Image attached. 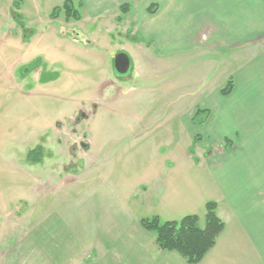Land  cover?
Segmentation results:
<instances>
[{"label": "rangeland", "instance_id": "rangeland-1", "mask_svg": "<svg viewBox=\"0 0 264 264\" xmlns=\"http://www.w3.org/2000/svg\"><path fill=\"white\" fill-rule=\"evenodd\" d=\"M14 1L0 0L5 15L4 8ZM76 8L81 12L77 4ZM82 13L79 22L65 21L63 11L61 20L44 21L43 25L31 18L22 38L0 16V264H47L44 246L58 238V227L67 226L70 218L89 205L90 193L96 198L103 192L108 195L109 183H113L114 195L124 194L128 183L132 188L138 186L143 174L159 165L177 166L164 178L166 191L173 197L170 208L156 207L164 212L159 216L162 222L194 215L203 229L206 211L201 205L216 194L206 176L200 184L186 171L188 164L207 158L193 140L195 135L203 136L199 125L204 114L193 122L190 114L223 88L226 80L232 78L235 85L237 75L229 71L237 69L238 56L244 50L256 45L233 49V41H243L246 34L242 22L225 36L226 50L217 49L207 56L195 54L186 61L181 54L176 58L168 55L171 43L165 44V55L155 50L152 41L139 36L124 43V25H115L107 17L104 26L84 10ZM32 34L38 40L32 42L38 49L34 55L20 52L12 57V45L29 41ZM76 34L85 40L74 43L71 38ZM161 36L170 39L173 28L166 27ZM262 44L264 41L256 46ZM121 50L135 52L130 54L132 62L124 83L117 78L110 57ZM209 59L214 61L211 73H189ZM54 60L57 63L49 67ZM245 84L240 81L235 85L237 90L230 97L239 99L238 92ZM261 88L264 76L256 88L258 96ZM80 111L87 117L78 124L73 119ZM82 144L88 145L87 150ZM39 145L50 146V151L42 153L41 162L30 163L26 155ZM212 147V152L218 150ZM135 190L129 191L143 197L139 187ZM149 199L151 195H145V200ZM148 209L145 207V214L155 212Z\"/></svg>", "mask_w": 264, "mask_h": 264}, {"label": "crops", "instance_id": "crops-1", "mask_svg": "<svg viewBox=\"0 0 264 264\" xmlns=\"http://www.w3.org/2000/svg\"><path fill=\"white\" fill-rule=\"evenodd\" d=\"M63 2L15 0L4 8L6 15L0 9L1 20L6 18L20 36L28 30L31 18L40 25L44 21L61 20L62 11L53 13V10L62 9ZM72 4L75 10L78 11L76 4L81 10L80 18L75 21L82 20L83 10L95 22H104V26L106 20L111 19L115 25L119 23L126 27L122 33L124 43L139 36L144 41H152L161 55L166 54L165 44L171 43L168 55L176 58L181 54L186 61L193 59L195 54L207 56L217 49L226 50L225 36L233 33L241 22L244 25L242 32L246 28V34L241 37L243 41H233V49L264 41V0H72ZM123 5H128V10L121 14L119 8ZM9 14L16 19H10ZM168 26L174 30L170 39L161 36ZM35 36L32 34L29 41L25 39L12 45L15 52L11 56L20 52L29 57L34 55L38 50L32 45L33 41H38L33 39ZM71 40L76 43L85 38L76 34ZM256 45L244 50L238 56L237 69L229 71L237 75L235 85L240 81L246 83L238 92L240 98L230 97L237 90L230 78L232 86L227 95L221 94L225 83L223 88H218L211 97L196 105L190 114L191 122L197 111L204 114L203 124L199 125L203 136L195 135L193 140H197L207 158L199 164H188L186 171L192 172L200 184L206 176V183L215 188L216 194L208 202L216 204V215L223 223L214 246L197 264H264V88L258 90L259 96L256 89L264 76V44L260 48ZM144 49L148 53V48L144 46ZM121 52L129 55L131 63L130 54L135 52ZM113 56H110L111 60ZM60 59L58 56L57 62ZM241 59L249 61L240 63ZM57 62L46 63L50 67ZM213 63V60H206L203 67H192L189 73L209 74ZM209 144L213 147H207ZM211 147L218 150L212 152ZM175 168L177 166L173 165L150 168L138 186L132 188L128 183V192L124 194L114 195L113 183H109L111 193L108 195L103 192L96 198L90 193L86 200L90 203L85 207L89 209L84 208L70 218L67 226L58 227V238L46 243L42 251L44 261L47 264H187L179 255L160 250L155 236L140 225L144 218H162L159 217L161 209L156 207L170 208L168 205L173 197L166 191L164 178L167 171ZM137 187L142 190L143 197L129 191H136ZM162 188L164 191L160 194ZM147 194L151 195L148 201L145 200ZM201 206L204 210L205 203ZM145 207L155 212L145 214Z\"/></svg>", "mask_w": 264, "mask_h": 264}, {"label": "trees", "instance_id": "trees-1", "mask_svg": "<svg viewBox=\"0 0 264 264\" xmlns=\"http://www.w3.org/2000/svg\"><path fill=\"white\" fill-rule=\"evenodd\" d=\"M62 9H55L53 13L64 12L66 21L80 18L79 11L75 10L72 0H64ZM128 5L119 8L121 14L126 13ZM232 82L229 80L222 89L221 94L227 95L231 90ZM197 111L195 117L202 115ZM194 117V118H195ZM41 148L28 152L26 159L30 163L41 161ZM216 204L208 202L205 204V226L198 227V217L194 215L183 217L179 221H161L158 217L144 218L140 220V225L146 231L155 236L158 248L165 252L179 255L187 264H197L214 246L217 236L223 230V223L216 215Z\"/></svg>", "mask_w": 264, "mask_h": 264}, {"label": "flooded vegetation", "instance_id": "flooded-vegetation-1", "mask_svg": "<svg viewBox=\"0 0 264 264\" xmlns=\"http://www.w3.org/2000/svg\"><path fill=\"white\" fill-rule=\"evenodd\" d=\"M123 59H125V61L124 62H126L127 61V63H128V68H127V70H125V71H122V69L120 68V66L122 65L121 64V60H123ZM127 59V60H126ZM130 57H129V55H127L126 53H123V52H116L115 54H114V56H113V58H112V65H115V66H117V68H120V71H118V70H116V72H117V75H119L120 77H117V78H120V82H122V83H124L125 82V79H126V76L128 75V72H129V70H130ZM125 64V63H124ZM116 69V68H115ZM86 117H87V115L86 114H83V112L82 111H80L79 113H77L76 114V116L74 117V119H73V122H76V123H81V121L82 120H85L86 119ZM73 122H72V125H73ZM49 139V138H48ZM48 139H45L46 140V144L48 143ZM44 140V141H45ZM36 147H40L41 148V153H44V152H46V149L48 150V151H50V146H36ZM35 147V148H36ZM34 148V149H35ZM81 148L83 149V150H87V148H88V145H85V144H82V146H81ZM48 153V152H47ZM72 161V160H71ZM71 161H69L68 163H70Z\"/></svg>", "mask_w": 264, "mask_h": 264}, {"label": "water", "instance_id": "water-1", "mask_svg": "<svg viewBox=\"0 0 264 264\" xmlns=\"http://www.w3.org/2000/svg\"><path fill=\"white\" fill-rule=\"evenodd\" d=\"M127 60V59H126ZM125 61V59H123V60H121V66H120V68L122 69V71H125V70H127V68H128V63H127V61L126 62H124ZM125 63V64H124ZM116 68H117V66H116ZM120 68H117V70H119L120 71Z\"/></svg>", "mask_w": 264, "mask_h": 264}]
</instances>
